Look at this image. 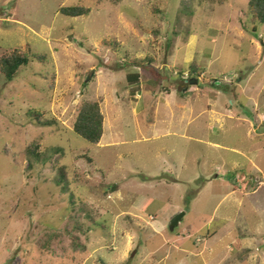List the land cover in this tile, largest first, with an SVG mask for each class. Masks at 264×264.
<instances>
[{"label": "rangeland", "instance_id": "obj_1", "mask_svg": "<svg viewBox=\"0 0 264 264\" xmlns=\"http://www.w3.org/2000/svg\"><path fill=\"white\" fill-rule=\"evenodd\" d=\"M74 6L90 13L59 11ZM14 52L30 61L0 74V264H264L248 0H0V58ZM84 101L97 145L73 130Z\"/></svg>", "mask_w": 264, "mask_h": 264}, {"label": "trees", "instance_id": "obj_2", "mask_svg": "<svg viewBox=\"0 0 264 264\" xmlns=\"http://www.w3.org/2000/svg\"><path fill=\"white\" fill-rule=\"evenodd\" d=\"M248 7L254 21L264 24V0H248ZM59 11L62 15L72 18L88 15L90 13L89 9L77 6L62 7ZM29 61L30 59L27 56L17 52L6 57H1L0 74H3L7 80H11L18 68L27 66ZM73 130L76 135L86 142L92 145H97L99 143L103 134V115L100 112L98 102L84 101L81 103L78 107ZM38 148V145L32 144L27 148V152L30 156L38 157ZM63 170V167L59 168L62 180L65 177Z\"/></svg>", "mask_w": 264, "mask_h": 264}, {"label": "water", "instance_id": "obj_3", "mask_svg": "<svg viewBox=\"0 0 264 264\" xmlns=\"http://www.w3.org/2000/svg\"><path fill=\"white\" fill-rule=\"evenodd\" d=\"M190 83L191 84H196V80H192V81H190ZM181 217H182V215H177L176 217H174L172 219V221L170 222V225H169V229L171 231H173L174 228L178 225V222L180 221Z\"/></svg>", "mask_w": 264, "mask_h": 264}]
</instances>
